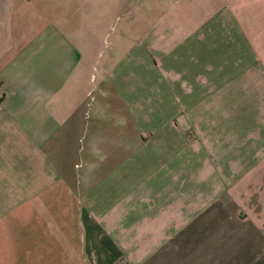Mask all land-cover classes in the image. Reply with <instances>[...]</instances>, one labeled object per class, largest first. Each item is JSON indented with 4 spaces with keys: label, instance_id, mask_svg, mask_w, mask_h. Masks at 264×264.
<instances>
[{
    "label": "crops",
    "instance_id": "1",
    "mask_svg": "<svg viewBox=\"0 0 264 264\" xmlns=\"http://www.w3.org/2000/svg\"><path fill=\"white\" fill-rule=\"evenodd\" d=\"M0 264H264V0H0Z\"/></svg>",
    "mask_w": 264,
    "mask_h": 264
},
{
    "label": "rangeland",
    "instance_id": "2",
    "mask_svg": "<svg viewBox=\"0 0 264 264\" xmlns=\"http://www.w3.org/2000/svg\"><path fill=\"white\" fill-rule=\"evenodd\" d=\"M132 27V26H131Z\"/></svg>",
    "mask_w": 264,
    "mask_h": 264
}]
</instances>
